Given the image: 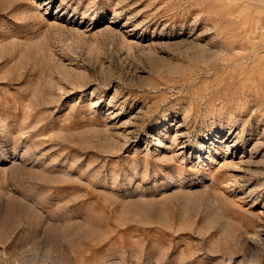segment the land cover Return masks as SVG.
I'll list each match as a JSON object with an SVG mask.
<instances>
[{"label":"rangeland","instance_id":"rangeland-1","mask_svg":"<svg viewBox=\"0 0 264 264\" xmlns=\"http://www.w3.org/2000/svg\"><path fill=\"white\" fill-rule=\"evenodd\" d=\"M0 264H264V0H0Z\"/></svg>","mask_w":264,"mask_h":264}]
</instances>
